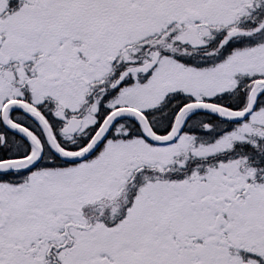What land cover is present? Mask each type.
<instances>
[{
  "label": "snow or ice",
  "instance_id": "1",
  "mask_svg": "<svg viewBox=\"0 0 264 264\" xmlns=\"http://www.w3.org/2000/svg\"><path fill=\"white\" fill-rule=\"evenodd\" d=\"M0 264H264V0H0Z\"/></svg>",
  "mask_w": 264,
  "mask_h": 264
}]
</instances>
